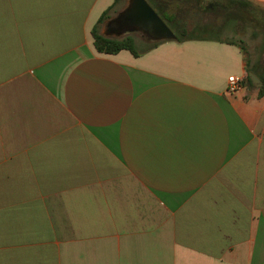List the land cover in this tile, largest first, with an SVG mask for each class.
<instances>
[{"label": "crops", "instance_id": "obj_1", "mask_svg": "<svg viewBox=\"0 0 264 264\" xmlns=\"http://www.w3.org/2000/svg\"><path fill=\"white\" fill-rule=\"evenodd\" d=\"M115 2L0 0V264H264L260 64L224 39L99 53Z\"/></svg>", "mask_w": 264, "mask_h": 264}, {"label": "rangeland", "instance_id": "obj_2", "mask_svg": "<svg viewBox=\"0 0 264 264\" xmlns=\"http://www.w3.org/2000/svg\"><path fill=\"white\" fill-rule=\"evenodd\" d=\"M146 1L155 9L157 8L158 10H163L164 14H167V16L169 15L175 18V20L178 19L183 23L182 26L178 28L176 24L174 25V23L166 22L176 35H181L184 31L187 32V34H193L198 38V40H200L199 38L203 37H220L221 39L231 40L232 42L243 45L246 48L248 58L251 61H255L260 64V67L257 68V71L264 75V6H257L255 11L250 13L240 11L239 9L225 11L224 8L218 5L223 4L222 1L224 0ZM126 3L127 1L123 0L121 5L117 7V11L120 12ZM117 11L112 12L113 17L117 15ZM103 27L104 23L99 26L100 33L103 31ZM128 35L129 34L125 35L124 37H127ZM130 35L144 44H149L144 35L140 33H131ZM53 171L59 175H63L65 173V171L62 169L55 170V167ZM54 177L62 178L61 176ZM75 210L78 213H82V208H75ZM32 211L36 213L38 210L37 208H33ZM73 211L74 210H63V212H66L68 220L69 216H71V212ZM22 221H25V226L26 224H30L26 222H31V220ZM35 221L41 222L40 220ZM38 222H34L33 229L38 230L41 227V224ZM28 226L31 227V225ZM0 231H5V227L0 225ZM59 231L61 233L69 232L71 234L70 236H75L74 229L62 228ZM77 232L80 233L79 230H77ZM65 248H68V246H65ZM76 248H78V246Z\"/></svg>", "mask_w": 264, "mask_h": 264}, {"label": "water", "instance_id": "obj_3", "mask_svg": "<svg viewBox=\"0 0 264 264\" xmlns=\"http://www.w3.org/2000/svg\"><path fill=\"white\" fill-rule=\"evenodd\" d=\"M140 33L149 43L176 41L177 35L146 0H127L126 6L104 23L101 35L108 39H124L125 35ZM249 78L256 89L263 82L255 74Z\"/></svg>", "mask_w": 264, "mask_h": 264}, {"label": "trees", "instance_id": "obj_4", "mask_svg": "<svg viewBox=\"0 0 264 264\" xmlns=\"http://www.w3.org/2000/svg\"><path fill=\"white\" fill-rule=\"evenodd\" d=\"M121 0H116L115 4L108 10L106 11L101 19L99 20L97 26L95 27L93 31L94 35V45L96 47V50L99 53L106 54V55H114L118 54L121 51L127 50L130 51L134 56L138 57L140 54H143L147 51H150L154 49L155 47L158 46L160 43H149V44H144L142 42L143 48L139 50L138 45H137V39L133 36H127L124 39L117 40V39H108L105 38L101 35L99 31V26L102 25L105 21L111 18V11L115 8V6L120 2ZM223 4H218L220 7L224 8L226 10H237L239 9L240 11H245V12H252L255 11L256 6L248 1V0H224L222 1ZM154 8V7H153ZM155 9V8H154ZM155 11L165 20V22H171L176 24L178 28L182 26V22L178 19L175 20V18L171 16H167V14H164L163 10H158L155 9ZM166 16V17H164ZM176 21V22H175ZM201 40H218L221 39L220 37H213V38H199ZM192 40H198L197 37H195L193 34H187V32L183 31V34L177 35V40L178 42H183V41H192ZM228 43L234 44L235 42H232L231 40H227ZM243 50H246V48L239 44ZM263 85L262 87L258 90V97L261 98L264 96V77L261 78ZM247 84L249 85L250 88H254V86L251 83V80L249 76L247 77Z\"/></svg>", "mask_w": 264, "mask_h": 264}, {"label": "built area", "instance_id": "obj_5", "mask_svg": "<svg viewBox=\"0 0 264 264\" xmlns=\"http://www.w3.org/2000/svg\"><path fill=\"white\" fill-rule=\"evenodd\" d=\"M245 89L244 86V80L232 76L229 78L228 80V92L233 93V94H237L242 92Z\"/></svg>", "mask_w": 264, "mask_h": 264}]
</instances>
